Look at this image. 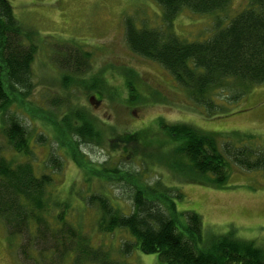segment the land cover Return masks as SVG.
Here are the masks:
<instances>
[{
	"label": "rangeland",
	"instance_id": "374dc122",
	"mask_svg": "<svg viewBox=\"0 0 264 264\" xmlns=\"http://www.w3.org/2000/svg\"><path fill=\"white\" fill-rule=\"evenodd\" d=\"M8 1L20 27L37 47L30 66L32 87L22 97L12 98L8 115L17 116L28 131L33 155L30 161L36 173H46L53 179L47 189L49 208L55 201L61 204L44 214L51 240L42 253L33 243L24 246L21 237L9 238L0 222V264H73L74 252L59 258L54 247L48 246L53 245L55 232L68 236V230L89 237L91 249L108 255L109 263L159 264L156 255L136 251L128 256L120 254L119 247L129 239L128 234L120 230L101 233L97 228V208L71 200L80 194L84 198L99 192L117 208L129 212L130 182L134 183V179L138 187H153L160 182L171 190L169 195L179 194V199L174 198L177 211L199 215L206 240L230 233L264 250V174L231 166L227 184L220 189L189 183L185 179L192 174H185V178L172 170L176 165L173 151L181 141L165 135L157 124L161 120L189 124L200 131L219 134L218 143L222 144L249 139V145L264 151V84L250 89L227 107L225 114L207 115L169 73L132 53L125 39L126 25L131 23L135 29L170 31L186 42L206 41L217 24L226 26L250 0H232L224 10L203 15L184 9L169 26L154 0ZM72 53L89 56L81 59L77 68L69 58ZM98 84L99 92L93 91L92 85ZM128 84L136 99L132 103ZM73 110L87 113L94 121L98 139L81 141L66 134L63 117ZM78 125L72 121V126ZM4 127L0 120V155L13 166L26 162L8 145ZM133 132L141 134V141H119L124 133ZM77 141L78 162L95 176L88 184L87 171L83 168L82 172L70 156L72 144ZM51 153L62 161L60 170L54 165L53 169L45 166ZM65 204L64 221L56 225L52 218ZM68 244L66 247L71 248ZM54 245L63 248L62 244Z\"/></svg>",
	"mask_w": 264,
	"mask_h": 264
},
{
	"label": "trees",
	"instance_id": "16d2710c",
	"mask_svg": "<svg viewBox=\"0 0 264 264\" xmlns=\"http://www.w3.org/2000/svg\"><path fill=\"white\" fill-rule=\"evenodd\" d=\"M154 1L162 8L163 20L169 26L184 9L194 14H210L224 10L232 0ZM212 34L206 41L186 42L170 31L135 29L130 23L126 25L125 39L132 53L156 63L169 73L194 105L204 109L207 115H223L227 107L241 100L250 89L264 84V0H250L226 26L217 24ZM31 39L15 19L9 1L0 0V120L5 125L2 130L8 145L27 159L13 166L0 155V222L9 238L21 237L24 246L33 243L42 253L50 239L44 214L50 213L52 208L58 209L61 203L55 201V205L49 208L47 189L53 179L46 173H36L30 161L33 155L28 131L17 116L8 115L12 98L16 95L22 97L32 87L30 66L37 47ZM78 54L72 53L69 58L80 68L79 61L87 60L89 55H79L83 57L80 58ZM67 63L69 61L63 62L64 65ZM66 79L64 76L63 80ZM127 87L131 103L135 102L133 87ZM91 89L99 92L101 87L92 85ZM72 121L79 125L72 126ZM63 122L66 134L78 140L99 137L94 121L87 113L73 110L63 117ZM157 124L165 135L181 141L173 151L176 165H172V170L184 174L183 177L192 174V177H185L189 183L220 189L227 184L231 166L264 174V151L254 149L247 143L249 139L238 144L222 141V144L218 143L219 134L206 133L189 124L162 120ZM140 135L124 133L119 141L131 144L141 141ZM78 142L72 144L70 156L82 172L87 171L88 184L95 176L78 162ZM47 159L46 167L50 165L53 169L54 165V169H61L62 161L57 156L51 153ZM135 180L130 182L132 207L129 212L117 208L99 192L89 193L84 198L82 194L79 198L71 197L72 201H83L97 208V228L101 233L120 230L128 234L129 239L119 247L120 254L128 256L136 251L156 255L159 264H264V250L252 241L237 239L230 233L206 240L200 216L194 212L177 211L174 198L179 199V194L169 195L171 190L160 182L153 187H138ZM63 207L52 218L56 225L64 221L67 205ZM75 232L68 230V236L57 232L52 235L53 245L48 246L54 247L57 257L74 252L73 264H112L108 255L99 249H91L89 237ZM66 242L71 248L66 247ZM54 244H62L63 248H55ZM22 252L25 253L24 248Z\"/></svg>",
	"mask_w": 264,
	"mask_h": 264
}]
</instances>
